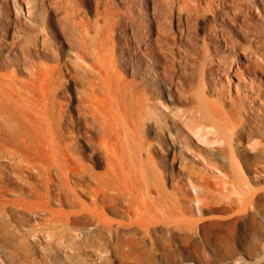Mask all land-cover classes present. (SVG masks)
Returning <instances> with one entry per match:
<instances>
[{
    "label": "rangeland",
    "instance_id": "rangeland-1",
    "mask_svg": "<svg viewBox=\"0 0 264 264\" xmlns=\"http://www.w3.org/2000/svg\"><path fill=\"white\" fill-rule=\"evenodd\" d=\"M170 1L167 2L169 3L168 7V4L164 3L166 2L165 0H157L155 7L158 8L156 10L159 13L157 12L156 14L152 10L153 3L151 0H141L140 13L149 22L143 26L144 23L141 24L137 17L139 14L135 12V4L138 5V0H0V39L2 40L0 41V75L12 76L13 78H9L15 83V87L19 88L29 81L31 63L40 68L60 64L65 79L64 84L57 90L55 97L53 96L54 104L51 109V114H53L51 121L57 115L59 106H61V109L67 110L69 114L77 115L76 105L79 96L77 94L79 92L82 93L85 87L88 89L89 86L87 83L73 82L70 75L67 74L68 68L73 66L71 61H73L74 66L76 62L79 63L80 61V64L85 65L86 73L91 74L92 72L88 71L92 68L90 66L93 64L92 55L88 54L90 57L85 59L86 62L79 57L77 59L76 56L80 52V40L85 38L83 42L86 40L87 45L93 44L97 37L96 35L101 36L103 34L106 38L103 36L101 39V57L104 60V64H106L105 60L111 62L114 59L112 63L106 64L111 69L110 71L113 72V79H121L129 85V82L134 78L130 68L135 55L137 57L136 69L138 68L140 73H142L140 76L145 77L146 71H148L146 72V77L149 78L151 76L154 85L147 96L152 97H148V102L146 100L144 103L148 107L144 104L141 106L145 115H148L147 111H150L147 116L148 120L146 119L147 122L143 126L144 129L142 127V131L144 130L142 134H145L150 142L157 143L158 139L154 135L153 127L156 123H162L166 126L162 136L166 139L167 148H171L169 138L173 137V133L169 129L171 123L175 122L177 130L182 134L181 138L183 139L186 136L189 142L191 141L187 146L182 142H179V146L175 145L180 158L184 161L183 165L176 161L171 162L167 157L168 152L164 148H162L160 153L154 151L151 153L158 164L149 166V169L151 167L154 172L161 173L163 181L161 184L159 182L150 183V186L146 187L148 190L146 191L148 194L145 192L148 195L147 197L143 192L142 196L139 193V196L137 195L138 197L135 198L136 200L133 199L134 203H139L146 198L147 202L145 200L144 202L147 203V210L142 211L141 214H136L127 209V205L132 202V197L127 193H122V196L118 194L112 188L114 186L112 182L110 185L104 186L107 199L103 201L101 200L102 197H100L98 206L95 207L92 191V188L96 186L94 179L90 176L88 177L89 179L86 178L82 181L76 178L79 176L76 174H71L69 178V186L71 188L69 199H63L58 194L46 196V200H49V206L52 209L51 213L49 211H38L39 213L35 211L24 212L21 210V206L17 205L16 202L18 201L16 200L23 197L25 202L36 201L42 193H45V189L35 185L39 180L28 178L26 173L18 172L15 169L11 176L12 178L19 174L18 181L26 182V185L34 186L36 190L38 189L37 192L39 191L37 196H31L27 194V191H24V196L23 194L21 195L17 191L20 185L13 183L7 178V171H9L10 167L3 168L1 162L4 161L9 164V159H12L13 161L10 164L13 167V164H17L18 160L16 158L19 159V152L22 155L29 154L33 156L34 146L36 147L35 149L38 146L33 144L29 148H25L20 136L23 134L24 138L28 139L27 135L33 132L42 139L44 116L41 114V108L31 102H25L26 105L24 101L21 102V100L16 99L13 102L14 104L12 103L10 106L13 99L8 98V101L0 93V102H2V105L0 104L2 106H0V115H4H2L4 117H2L3 120L0 118V121H2L0 129L3 131L0 134V179L2 178V181L7 184L8 189L4 196H0V203L4 200L8 202L4 201L3 203V205L7 204H5L6 207L2 204L0 205V207L3 206L0 208V239H2L0 240V264H264V133L263 137L256 136L249 144L234 141L232 152L226 151L219 154L218 150L221 148L222 143L204 142L203 137H198L187 127L185 122L190 115V111L187 109V113L185 111L186 106L171 96L169 90L171 86H168L169 83L162 74L164 71L163 67H161L163 57L155 49H153L154 53H152L151 57L143 55L142 45L140 44H143L142 40H144V37L139 35V38H136L134 35L135 25L139 24L141 29L143 28L148 33L150 32L146 38L149 42L151 41L150 44H153L152 41H154L157 32L154 20L158 16V22L161 19L163 23L165 21L170 28H173L171 35L174 36L173 38L176 42V46H173L177 48V52L174 50L176 53L173 55L174 58H172L173 63L181 55L183 56L182 50L185 48L184 34L186 36L187 31L185 16H183V11L180 13L176 12L177 0L174 2L173 0ZM236 3H238L239 7L246 8L245 10L243 9L244 14L240 16L241 19H237L240 28H235L234 21L229 17L226 25L216 24L215 26V30L218 33L216 37L219 39L216 40V43H221L220 35L222 32H226L227 35H233L238 45L240 44L237 46L238 49L236 48V53L230 54L228 50L225 51L229 56L232 68L237 70L235 74L230 73L229 76L222 78L224 84L230 83L232 96L235 90L244 87V82L250 78V75L245 72V67L248 64L246 55L249 49L253 48L249 52L256 49V54L260 53L256 56H259L263 63L262 65H264V61H262L264 60V6L262 5L264 1L262 4H258L257 8H254V6L249 7L247 0H230V7L218 8V12H230L232 4ZM145 4L146 11L144 13L143 5ZM163 5L167 7L165 8ZM167 8L171 10L169 11ZM162 10L164 11L163 17ZM200 11V15L192 19V25L195 23L192 34L198 44V48L195 50L198 53L203 51V38L206 37L205 32L209 31L208 28L211 26L209 22L211 14L206 9H202V7ZM64 13L67 15H64ZM165 13L166 16H164ZM229 15L232 16L231 14ZM95 16L99 18L97 25L102 31H99V34L95 33L94 29L97 20H94ZM171 17L173 19L171 20L172 22L170 21ZM83 18L88 23L90 21L89 31L87 32L82 29L80 24H77V21L79 19L82 21ZM164 18L167 19L165 20ZM177 19L178 21H176ZM92 21H94L93 25ZM62 25L64 27H60ZM102 25L103 28H101ZM78 30L80 31L77 32ZM141 32L144 33L143 31ZM109 33L111 34L108 35ZM75 43L77 44L75 45ZM245 45L250 47L243 51L246 49ZM240 47H244L243 50ZM136 48L141 49L140 53ZM51 50L54 52L52 53ZM41 52H51L56 57L51 59L41 54ZM73 59L77 60L74 61ZM87 62L90 65L86 64ZM151 62L155 64H151ZM5 73L7 74L5 75ZM2 75L0 78H8H4ZM197 82H194L193 89L195 91L199 90L196 88ZM262 85V89H264L263 78ZM126 95H122L124 100H122V105L127 111L129 123L131 104L129 97ZM98 96H103L100 90ZM6 100L9 104L3 102ZM16 101L19 102V104L17 102L18 105L15 103ZM12 105H16V108ZM143 106L147 107L146 110ZM24 109L29 113L27 114ZM22 114H24L23 117ZM31 120L33 123L30 122ZM30 124L31 126H29ZM95 124L98 125V122ZM68 130L66 131L67 141L73 142L75 139H79L78 148L73 149V154L70 158L73 167L79 172H94V174L106 176L109 169L104 156L105 148L99 144L100 135L97 130L93 128L92 132L87 131V135L91 136L92 142L90 143L84 140L85 128L80 124H78V127L68 125ZM128 135H130L129 131ZM29 137L31 138V136ZM1 139L6 140L4 142ZM114 140L112 139V141ZM1 143L5 144L2 145ZM127 143L125 142L126 146L124 144L125 148ZM14 146L19 148L17 149ZM110 148L112 151L117 149V152H115L118 154L119 147L115 146L114 148L116 149H112L111 146ZM128 148H122L125 159L127 155L129 157L128 152L130 151L127 150ZM11 150H14L13 153ZM15 153L18 155H13ZM163 155H166L168 160L160 161ZM43 161L45 162L46 160L43 159ZM161 163L164 167L161 166ZM130 164L132 165L131 162ZM30 170L36 171L34 167H31ZM188 176H191V178H188ZM110 181H112L111 178L106 179V182ZM121 185L126 189L131 187L133 189L129 181ZM140 189L142 190L143 188ZM143 196H145L144 199ZM14 204L16 206H13ZM149 204L150 207L148 208ZM94 208H97L98 212L103 214L109 222L108 225H102L97 222L93 224L84 222L85 212ZM54 212L57 213L56 216ZM59 213L71 214L69 218L72 220L70 221V219L67 220L63 217L65 223L67 222L66 224L63 223L64 221H61L62 217L58 216ZM56 217L60 219L57 218L55 220ZM52 223L56 224V226L52 225ZM5 227L18 235L29 230V228H40L41 230H39L40 232H35L36 234L31 235V237L29 236L25 244L23 243L24 245L19 249L23 257L18 256V258L12 259L9 258V255L14 252L13 247L8 245L3 239V228ZM63 230L64 233H70L72 238L65 241L61 240L58 244H53L50 249L48 247L50 240L48 232L55 231L59 233ZM18 238L20 239V236ZM77 242L82 245L76 248L77 245L75 246V243Z\"/></svg>",
    "mask_w": 264,
    "mask_h": 264
},
{
    "label": "bare ground",
    "instance_id": "bare-ground-1",
    "mask_svg": "<svg viewBox=\"0 0 264 264\" xmlns=\"http://www.w3.org/2000/svg\"><path fill=\"white\" fill-rule=\"evenodd\" d=\"M151 1L153 3L152 10H154V13L157 14V12H158L156 10L157 7H155V3L157 4V2H156L157 0L156 1L151 0ZM154 1H155V3H154ZM165 1L166 2H164V3H167L170 0H165ZM174 1L175 0H173V2ZM229 1L228 0H177L176 4H177L178 10L176 9V12L178 11L177 13H180L183 11L182 13L184 14L183 16H185V22H186L185 24L187 26V31H186V36L184 34L185 48L182 50L183 56L181 55L180 58H178V60H176L175 63H173L172 58H174L173 55L177 52V48H174V46H173L176 44L175 39L173 38L174 36L171 35V33L173 32L172 31L173 28L172 27L170 28L169 25H167V23H165V21L163 23L160 19V22H158L159 19L157 18L158 16L156 15L157 17H155L156 19L154 20V22H155L154 24L156 26L155 28L157 29V32H156L154 41H152L153 44H150L151 41L149 42L148 39L146 38V37H148L147 34L149 35L150 32L148 33L147 31L143 30V28L141 29L139 24H136L135 29H134V31H135L134 35L136 38H139L138 37L139 35H142V37H144V40H142L143 44H140V45H142L143 55L151 57L152 53H154L153 49H155V51H157L163 57V63L161 65V67H163L164 71L162 72V74L165 77V80L168 81V83H169L168 86H171L169 89L171 92V96H173L182 105L186 106V110H185L186 112H187V109H188V111H190V115H189L188 119H186V122H185L187 127L198 137H200V138L203 137L204 142L206 141V142L222 143L221 148L218 147L219 148V150H218L219 154H222V152H226V151L232 152V150H233L232 147H233L234 141H241L245 144L246 143L249 144L250 141L252 142V140H254V138L256 136L263 137L262 135L264 133V89H262V87H263L262 78L264 79V65H262L263 63L261 62V59H259V56H256L260 53L256 54L257 51H255L256 50L255 48H254L255 49L254 51L249 52V50H253V48L252 49L248 48V47H250L249 45H248V47L245 45L246 49L243 50L244 47L241 48L242 47V45H241L240 48L243 51H246L247 49H249L247 52L248 56L246 55V57H247L246 60H248V64L246 65V62H247L246 61L245 62V65H246V67H245L246 71L245 72H247L250 75V78L248 79V81L244 82V84H245L244 87H242L241 89L235 90V93L233 94V96H232L230 85H229L230 83L228 82V83L224 84L222 82V78L224 79L226 76H229L230 73L235 74L237 72L236 69L232 68L231 61H229V56L225 53V51L228 50L229 51L228 53H230V54L236 53V48L240 44L238 45V42L233 38V35H231V34L227 35L226 32L225 33L222 32L220 35L221 43H216L217 42L216 40H219V39H218V37H216V36H218V33L215 30L216 29L215 26H216V24L226 25L228 23L227 19L229 17L230 19H232V21H234V23H235L234 27L240 28V25H239L237 19L240 18V16H242V14H244V10L246 9V8L244 9L242 7H239L237 5L238 3H236V4H232V6H231L232 10L230 9V12L229 11L224 12V10H223L224 13L218 12V8L230 7ZM231 1H233V0H231ZM263 1L264 0H255V1L247 0L249 7L254 6V8H257L258 4H260V3L262 4ZM170 2H172V1H170ZM152 3H151V5H152ZM167 4L169 7V3H167ZM95 5H97V4H95ZM173 5H174V3H173ZM202 5H204V6H202ZM262 5L264 6V3ZM139 6H141V0H138V5L135 4V12L137 14H139L137 17H138L139 21L141 22V24L144 23L143 26H145L149 22H148V19H145L144 18L145 16H142V14L140 13V7ZM174 6H176V5H174ZM164 7L166 8L167 6L165 5ZM201 7H202V9L203 8L206 9L211 14V18L209 19L211 26H210V28H208L209 31L205 32L206 37L203 38L204 39L203 45H202L203 51H202V53H198L195 51V50H197L196 48H198V44H197L196 39H194V36L192 34L193 28H195V25H194L195 23L193 24L194 26L192 25V19H195L198 15H200V12H201L200 8ZM143 8L145 9V10H143L145 13L146 4L143 5ZM64 9L66 10V8H64ZM96 9H97V7H96ZM168 10L170 11L171 9H168ZM207 11H205V12H207ZM113 12L115 13V11H113ZM163 13H164V11L162 10V17H163ZM245 13H246V11H245ZM170 14H172V13H170ZM229 14H231L232 16H230ZM64 15H67V14L64 13ZM96 16H97V14H96ZM96 16L94 18V20L97 19L95 22V25H94V29L96 31L95 33L99 34V31H101V30L97 25V23H98L97 21H99V18ZM140 16H141V18H140ZM164 16H166V13L164 14ZM102 17H103V15H102ZM180 17H182V16H180ZM164 19L166 20L167 18H164ZM171 20H173L172 17H171L170 21ZM176 21H178V19ZM246 21H248V20H246ZM93 22L94 21H92V25H93ZM89 23H90V21H89ZM89 23L87 22V20L85 21L84 18L82 21L80 19H79V21H77V24H80L82 29L85 30L86 32L89 31V27H90ZM175 23H177V22H175ZM107 24H109V23H107ZM60 27H64V25H62ZM107 27H109V26H107ZM139 27H140V29H139ZM101 28H103V25ZM61 31H62V29H61ZM79 31L80 30H78L77 32H79ZM141 31H143L144 33H142ZM81 32H80V34H81ZM228 33H230V32H228ZM110 34L111 33H109L108 35H110ZM173 35H175V34H173ZM71 36H73V35H71ZM96 36L97 37H96L94 43L91 42L93 44H89V45L86 44V40H85V42H83V40L85 38L81 39L80 44H79L80 52H79V54L76 55L77 59L79 57L83 61H85V59L87 57H90V56H88L89 53L92 55L93 64L90 65V64H88V62L86 63L92 67L91 69H89L90 71H88L90 73L92 72L91 73L92 75L86 73L87 71L85 69V65L80 64V61H79V63L76 62L75 66H74L73 61H71L73 66L68 68L69 70L66 68L68 70L67 74L70 75V78L73 82H75V83H82L83 82V83H87L89 86L88 89H86V87H85V89L82 91V93L79 92L77 94V96L78 95L79 96L77 98L78 103L76 105V109H77V115L76 116L69 114L67 112V110H63V109H61V106H59L57 115L53 118L54 120L51 121L52 115H53V114H51L52 113L51 109H52V106L54 104L53 96L55 97L57 90L60 89V87L64 84V79H65V76L62 72L60 64L54 65V66L48 65L47 67L40 68V67L35 66V64L31 63L33 65L30 64V66H32V67L30 69L29 81H27L28 83L26 82L22 86H20V84H19V86H20L19 88H16L15 83L10 79V78H13L12 76L10 77V75H7L8 78L10 77L8 79L6 76H3L1 74L4 78H7L8 80L0 78V93H1V95L6 97L5 99H8V98L13 99L12 102L10 101L11 102L10 106L14 102V100H16V99L21 100V102L24 101V103L25 102L26 103L31 102L33 105L39 106L41 108V111H42L41 114H43L42 116H44V119H43L44 124L42 125V128H43V133H42L43 138L42 139L40 137H38L37 135H35L33 132H30L29 133L30 135H27L28 133L26 132L28 139H25L24 135L22 133H21L22 135L20 134L21 136L19 135L21 137V142L24 143L25 148L26 147L29 148V146H33V144H36V146H38L37 149H35L36 147L34 146L33 156L29 155V154H24L25 152L23 153L24 155L20 154V152H19V155L16 153L13 154L15 156L16 155L19 156V159L16 158L18 160L17 164L16 165L13 164V167H12V164H10V162L13 161L12 159L7 158L10 160L9 164H8V162L7 163H5L4 161L1 162V165L3 168L4 167H10L9 171H7V178L9 180L13 181V183L20 185V187L17 189V191H19L21 195L24 193V191H27V194H29L31 196H37V195H39L38 194L39 191L37 192L38 189L36 190L34 186L30 185L31 186L30 187L29 185H26L27 184L26 182H25L26 183L25 184V183L18 181L17 179H18L19 174L17 176H14L15 178L14 177L12 178L11 176L15 172L14 171L15 169L18 172L26 173V176H28V178L39 180V181H37L38 183H36L35 185L36 186L39 185L40 187H43L45 189V193L44 194L42 193L40 195L39 199L36 201L25 202L23 197H22V199L16 200V201H18V202H16L17 205L19 204L21 206V210H23L24 212H32V211H35V212H38V211L48 212L49 211L50 212L52 209L49 206V200H46V196H49V195L55 196L56 194H58V196H60L63 199L68 198L70 191H71V188L69 186V178H70L71 174H76V175H79L76 178H78L79 180H82V181H84V179H86L90 176L92 177V179H94L96 186L92 188V191L94 194L93 204L95 207L98 206V201L100 200V197H102L101 200H103V201H105L107 199V197H106L107 193H106V190L104 189V186L110 185L112 182V184H114V186L112 188L115 189V191H117L118 194H121V196H122V193H127L132 197V200H131L132 202H131V204L127 205V209L135 212L136 214H141L142 211L147 210L146 209L147 208L146 207L147 200H146V198L144 199L145 196H143V199L146 202H144V200L142 199L143 200V201H141L142 203L141 202H139V203L135 202L134 203L133 199L138 197L139 193H141L140 196H142L143 192L145 193L146 191H148L146 187H148V185L150 186V183L152 184V182H159V184H161V182L163 181V175L161 173L154 172V170H152L151 167L149 169V166H151V165L155 166L156 164H158L157 160L152 156L153 154H151V153L153 151L160 153L162 148H164L167 150V152H168L167 157L171 162L176 161L182 165L184 163V161L180 158V155L178 154L177 147L175 145L179 146V142H182L184 145L187 146L191 141L189 142V140L186 136H184L183 139L181 138L182 134L179 132V130H177V128H176L177 126H176L175 122L171 123L170 129H169L173 133V137L169 138L171 148H167L166 139H164V137L162 136L163 131L166 129V126L162 123H156L155 126L153 127L154 132H155L154 135L158 139L157 143L150 142L147 139L148 137L145 136V134H142L144 131V130L142 131V127L144 126V124H146V122H147L146 119L148 118L147 116L149 115L150 111H147L148 115L147 114L145 115L144 112H142L141 106L145 103V101L148 99V97H152V96H147V94L149 92H151V87L154 85L152 82L151 76H149V78L146 77V74H147L146 72H148V71L145 72V77L140 76V74H142V73H140L138 68L136 69L137 66L135 64L137 61V57L135 55V57L133 59V63H132L131 68H130L134 78L131 82H129V85H127L125 83V81H122L121 79L118 80V79L114 78L115 79V81H114L113 76H112L113 72H111L110 71L111 69H109V67L106 65L107 63L108 64L112 63V61L114 59L112 58L113 60L111 62L110 61L107 62L105 60L106 64H104V60L101 57V49H102L101 39L104 35L101 34V36H99V35H96ZM74 39H75V37H74ZM72 40H71V42H73ZM0 41H2V40L0 39ZM3 43H4V41H3ZM47 43H48V41H47ZM77 43H75V45ZM105 45H106V43H105ZM252 45H254V44H252ZM46 49H47V47H46ZM72 49H73V47H72ZM136 49L138 50V52L141 50L139 48H136ZM142 51H141V53H142ZM51 52H52V50H51ZM51 52L50 53L41 52V54H43L47 57H50L51 59H55L56 56L52 55V53L54 51L52 53ZM110 55H111V52H110ZM108 57H110V56L108 55ZM77 59H75V60L73 59V60L76 61ZM108 59L110 60V58H108ZM262 61H264V60H262ZM59 62H60V60H59ZM151 64H155V63L151 62ZM64 67H66V66L64 65ZM86 68H87V66H86ZM15 71H16V69H15ZM15 71H14V74H15ZM27 71H28V68H27ZM6 74L7 73H5V75ZM11 74H13V73H11ZM88 75H90V76L88 77ZM117 76H118V74H117ZM17 79H19V78H17ZM196 81H198V82H197V87L196 86L195 87L199 89L197 91H195L193 89V87L195 85L194 82H196ZM99 90L101 91V93L103 95L101 97L98 96ZM125 94H127L126 96L129 97V102L131 104L130 105L131 106L130 107L131 113L129 114L130 118L128 117L129 123H128V119H127V116H128L127 111L124 109V106L122 105V100H123L122 95H125ZM161 96H163V95L161 94ZM55 100L57 101V99H55ZM8 101H9V99H8ZM8 101L6 100L3 102L8 103ZM17 102L18 101H16L15 103L17 104ZM147 102H148V100H147ZM1 103L2 102H0V104ZM18 104H19V102H18ZM56 104H57V102H56ZM144 105H146V104H144ZM6 106H7V104H6ZM15 106L16 105H14L13 107H15ZM29 106H31V105H29ZM29 106H27V107H29ZM8 107H5V108L7 109ZM24 108L26 109L25 106H24ZM146 108H145V110H146ZM11 109H14V108H11ZM31 109L32 108H30V110ZM53 110H55V109L53 108ZM32 111H33V109H32ZM38 111H40V110H38ZM8 112H10V111L8 110ZM25 112H26V110H25ZM16 113H18V112L16 111ZM2 115H0V118H2L4 116V115L3 116ZM23 115L24 114H22V117H23ZM3 118H2V120H3ZM5 118H7V117L5 116ZM25 118H23V119H25ZM149 119H151V118L149 117ZM45 121H46V123H45ZM1 122L2 121H0V123ZM23 122H24V120H23ZM30 122L33 123L32 120ZM96 122H98V125L95 124ZM78 124H80L82 127L85 128V130H84V135H85L84 138L85 139L84 140H86L88 143L92 142V140H91V136L87 135V133H88L87 131L92 132L93 128H94L99 133V135H100L99 144L101 147L103 146L105 148L104 149V156H105V160L107 162V167L109 169V172L106 174V176L94 174V172H92V173H89V172L85 173L86 171L85 172L84 171L79 172L75 167H73L72 163L70 162V158L72 157V154H73V149L78 148L79 139H75L73 142L67 141V135H66L67 132L66 131L68 130V125L69 126L75 125L78 127ZM29 126H31V124ZM145 128H146V126H145ZM86 129H88V130H86ZM143 129H144V127H143ZM68 131H70V130H68ZM128 131L130 132V135H128ZM1 132H3L2 129H0V134H1ZM14 134H16V133H14ZM29 136H31V138ZM5 138H7V137H5ZM114 138H115V140H114ZM8 139H10V138H8ZM112 139L114 141H112ZM1 140H3V139H1ZM4 140H6V139H4ZM167 140H168V138H167ZM11 141H14V140H11ZM125 142H128L127 147H129V148L127 150L130 151V152H128L129 157L127 155L126 159L124 158L125 157L124 152L122 151V148H124V149L127 148V147L125 148V146H126ZM17 143H18V141H17ZM3 144H5V143H3ZM124 144H125V146H124ZM111 146H112V149L115 146H117V148L119 147L118 148L119 149L118 154L116 153L117 152L116 148H114V149H116L114 151L111 150V148H110ZM3 147H5V146H3ZM3 147H1V148H3ZM15 148H17V147H15ZM93 150H94V148H93ZM179 150H180V147H179ZM13 151L11 150L12 153H13ZM16 151H19V150H16ZM10 155H11V153H10ZM13 155H12V157L15 158V156H13ZM12 157H10V158H12ZM43 159H45L46 161L44 162ZM166 159H167L166 155H163V157L161 156L160 161L164 162ZM130 162L132 163V165L130 164ZM159 165H160V163H159ZM161 166H163L162 163H161ZM31 167H34L36 169V171L30 170ZM127 168H129V170H127ZM152 168H154V167L152 166ZM87 175H89V176H87ZM107 178L108 179L111 178L112 181L106 182ZM188 178H191V176H188ZM20 179H22V178H20ZM0 181H1L0 182V196H4V194L8 190L7 184L2 181V178L0 179ZM126 181L130 182V184L133 186V189H131L132 188L131 186H130L131 188L126 189L121 185V184H124ZM115 185H117V186H115ZM154 185H155V183H154ZM157 186H158V184H157ZM112 188H109V189H112ZM140 188H143V189L141 190ZM146 193L148 194V192H146ZM145 194H143V195H145ZM147 194H146V197L148 196ZM23 196H24V194H23ZM113 196H115V195H113ZM2 201H3V199H2ZM4 201H6V200H4ZM4 201L1 202L0 205L1 204L3 205ZM6 203H8V202L6 201ZM5 204L3 206L6 207L7 204L6 205ZM13 206H16V205L14 204ZM2 207H0V208H2ZM149 207H150V204H149L148 208ZM54 213L56 216L57 213L56 212H54ZM85 213H86L85 219H84L85 223L93 224L94 222H97V223H101L102 225H108L109 224V222L105 219L103 214L98 212L97 208L88 210ZM69 215H71V214H69ZM69 215H68V213H66V214H60L59 213L58 216L60 218L62 217V219H61V221H62L63 217H65L67 220L70 219ZM57 218L58 217H56L55 220H57ZM60 218H58V219H60ZM71 220L72 219H70V221ZM76 221H78V220L76 219ZM63 223H65V221ZM52 225L56 226V224H53V223H52ZM53 227H51V228H53ZM3 230H4V232H3L4 241L6 243H8V245L13 247V251H14L13 253H10L9 258L16 259V257L18 258V256L23 257V255L19 252L20 251L19 249H21V247L25 244L26 239L29 236L31 237V235L32 236L35 235L36 234L35 232H37L41 229L40 228L39 229L38 228L37 229L36 228H32V229L29 228V230H26L19 235L17 233L13 232L12 230L6 228V227L3 228ZM64 230H65V228H64ZM64 230L60 231L59 233L55 232V231H49V232L47 231L48 236L50 237V240L48 239L49 240V245H48L49 248L53 247V244H58L61 240L65 241L66 239L72 238L70 233H64ZM60 233H61V235H60ZM18 236H20V239L18 238ZM0 240H2V239H0ZM81 245H79L78 242L75 243L76 248L81 246ZM12 259H10V260H12ZM1 260H2V258H1Z\"/></svg>",
    "mask_w": 264,
    "mask_h": 264
}]
</instances>
